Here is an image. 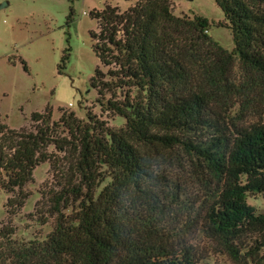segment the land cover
Returning a JSON list of instances; mask_svg holds the SVG:
<instances>
[{
	"label": "trees",
	"instance_id": "16d2710c",
	"mask_svg": "<svg viewBox=\"0 0 264 264\" xmlns=\"http://www.w3.org/2000/svg\"><path fill=\"white\" fill-rule=\"evenodd\" d=\"M127 1L91 13L100 116L53 120L47 106L30 126L0 122L6 207H24L48 165L31 216L51 228L0 264H211L201 238L235 264H264V210L248 202L264 196V0H215L218 23L176 15L173 0Z\"/></svg>",
	"mask_w": 264,
	"mask_h": 264
},
{
	"label": "rangeland",
	"instance_id": "374dc122",
	"mask_svg": "<svg viewBox=\"0 0 264 264\" xmlns=\"http://www.w3.org/2000/svg\"><path fill=\"white\" fill-rule=\"evenodd\" d=\"M173 2L176 15H201L211 23L224 19L215 0ZM106 4L125 11L134 2L0 0V122L13 129L30 126L31 115L44 111L47 106L52 109L53 120L60 118L61 109L73 111L81 119H85L88 109L101 115L91 79L97 67L103 66L94 51L90 33L97 30V21L91 13ZM210 34L223 47L233 48L228 28L213 25ZM65 54H68L66 68L60 73L59 64ZM109 123L118 127L123 121L116 118ZM48 177V165L35 170L34 183L27 187L32 195L22 208L6 207L12 195L0 191V232L4 233V236L0 234V252L32 239H42L50 231L48 225H39L31 216L39 197L38 190ZM181 179L183 183H190L187 176ZM248 202L259 211L264 210V196H251ZM196 242L199 248H204L211 264H235L226 254L210 250L205 238Z\"/></svg>",
	"mask_w": 264,
	"mask_h": 264
}]
</instances>
